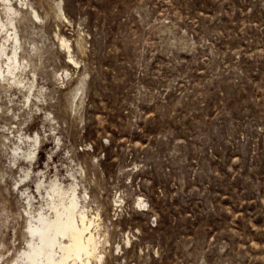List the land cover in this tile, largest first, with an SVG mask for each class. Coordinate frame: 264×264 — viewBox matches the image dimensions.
I'll return each instance as SVG.
<instances>
[{
  "label": "rangeland",
  "instance_id": "374dc122",
  "mask_svg": "<svg viewBox=\"0 0 264 264\" xmlns=\"http://www.w3.org/2000/svg\"><path fill=\"white\" fill-rule=\"evenodd\" d=\"M25 1L43 93L0 82V264L44 178L88 193L92 264H264V0Z\"/></svg>",
  "mask_w": 264,
  "mask_h": 264
},
{
  "label": "bare ground",
  "instance_id": "6f19581e",
  "mask_svg": "<svg viewBox=\"0 0 264 264\" xmlns=\"http://www.w3.org/2000/svg\"><path fill=\"white\" fill-rule=\"evenodd\" d=\"M19 4L20 8L14 6L12 0H0V82L16 84L31 94L37 88L36 72L24 54L17 26L23 18L22 10L31 6L25 0H19ZM60 7L58 10L62 13ZM33 13L39 18L34 10ZM61 42L70 49L64 38ZM27 72L32 73V80ZM41 89L32 95L38 98L43 93ZM26 99L28 101L29 96ZM40 141L38 136L27 137L29 148L21 154L26 159L33 158L35 146ZM71 176L74 178L73 174ZM45 181L39 179L36 183V190L43 201L28 219L27 248L10 264H92L94 260H101L100 249L104 242L100 241L97 230L100 225L95 224V220L100 218L97 213L91 215L88 209V193L77 182L63 186L56 179L47 184ZM28 204H31L30 200Z\"/></svg>",
  "mask_w": 264,
  "mask_h": 264
}]
</instances>
